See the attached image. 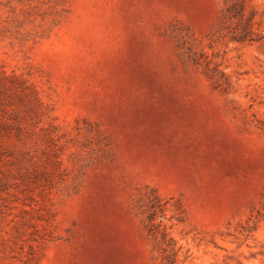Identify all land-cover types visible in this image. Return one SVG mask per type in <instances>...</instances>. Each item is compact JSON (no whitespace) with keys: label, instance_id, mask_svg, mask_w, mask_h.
I'll list each match as a JSON object with an SVG mask.
<instances>
[{"label":"rangeland","instance_id":"374dc122","mask_svg":"<svg viewBox=\"0 0 264 264\" xmlns=\"http://www.w3.org/2000/svg\"><path fill=\"white\" fill-rule=\"evenodd\" d=\"M0 264H264V0H0Z\"/></svg>","mask_w":264,"mask_h":264},{"label":"trees","instance_id":"16d2710c","mask_svg":"<svg viewBox=\"0 0 264 264\" xmlns=\"http://www.w3.org/2000/svg\"><path fill=\"white\" fill-rule=\"evenodd\" d=\"M252 35L253 33L251 24L249 22H246L245 25L242 26L237 39L239 42L253 41Z\"/></svg>","mask_w":264,"mask_h":264}]
</instances>
